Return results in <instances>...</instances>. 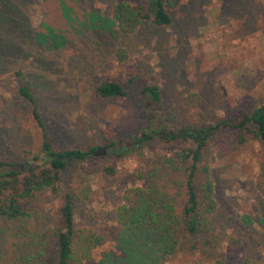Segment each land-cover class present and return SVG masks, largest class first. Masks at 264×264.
<instances>
[{
    "label": "rangeland",
    "instance_id": "374dc122",
    "mask_svg": "<svg viewBox=\"0 0 264 264\" xmlns=\"http://www.w3.org/2000/svg\"><path fill=\"white\" fill-rule=\"evenodd\" d=\"M120 1L144 0H26L21 18L0 28V160L22 169L42 162L34 157L41 153L43 130L18 91L27 81L56 148L101 145L97 157L71 161L64 174L69 179L79 168L88 176L91 196L75 200L76 220L103 237L84 264H264V196L256 185L260 142L253 138L241 145L227 131L214 143L211 173L218 207L211 242L203 248L190 249L187 243L194 240L189 238L176 254L164 257L116 218L125 191L144 183L136 168L156 149L172 152L182 146L164 142L155 129L192 126L188 95L199 94L207 124L241 117L264 103V0H181L170 9L172 25L147 22L113 36V7ZM41 32L59 37L49 35L39 43ZM140 61L154 69L160 105L145 95L146 83L129 82V70ZM106 78L123 83L131 94L98 95L95 87ZM104 130L115 134L116 146L142 138L134 152L110 157L114 174L103 169ZM59 202L58 194L44 190L29 208V223L43 235L56 224ZM244 214L254 218L251 225ZM22 224L0 217V264H29L30 250L18 235ZM56 256L53 238L47 264Z\"/></svg>",
    "mask_w": 264,
    "mask_h": 264
},
{
    "label": "trees",
    "instance_id": "16d2710c",
    "mask_svg": "<svg viewBox=\"0 0 264 264\" xmlns=\"http://www.w3.org/2000/svg\"><path fill=\"white\" fill-rule=\"evenodd\" d=\"M25 1L0 0L1 29L13 25L10 23L15 16L21 18ZM180 3L181 0H144L133 5L120 1L113 7V17L117 22V27L112 30L113 36L132 33L147 22L161 27L170 26L173 23L170 9ZM49 35L55 37L57 34ZM49 35L41 32L36 41L42 43ZM153 72L150 64L140 61L129 70V82L146 83L143 90L145 95L160 105L161 86ZM18 91L32 106L33 116L43 130L42 150L34 157L37 162H42L29 163L28 167L22 169L0 160V168L4 169L0 175V217L23 223L18 235L25 238L24 243L30 250V254L26 255L29 264H47L53 238L57 242L54 264H84L91 258L103 237L76 220L75 200L86 201L91 196L88 176L79 168L69 179L64 174L71 161L82 162L97 157L101 145H94L87 150L56 148L50 140L29 83L24 81ZM95 92L105 98L131 94V90L113 78L101 81L95 87ZM185 103L191 108V127L186 126L173 132L155 129L159 130L155 133L164 142L181 143L182 146L172 152L160 149L153 151L150 160L135 170V175L144 183L128 188L124 193V202L116 211L120 224L144 235L164 257L176 254L189 238L194 240L191 244L187 243L192 250H199L211 242L208 237L214 229V214L218 207L211 173L212 155L214 143L226 135L227 131L241 145L249 138L260 142L256 155L259 166L256 185L264 196V103L241 117H226L212 124L206 123V116L199 108L198 93L188 95ZM103 132L104 148L107 149V154L101 152L105 156L103 169L108 174H114L116 166L110 163V157H122L127 152H134L142 138L138 136L131 144L121 143L116 146L115 134L109 130ZM44 190L52 191L60 198L55 211L56 224L48 235H43L40 228L32 226L28 220L32 217V211H29L31 204L35 203L37 194ZM243 219L248 225L254 221L249 214H244ZM260 221L264 222V217ZM231 244L238 246L239 240L233 239Z\"/></svg>",
    "mask_w": 264,
    "mask_h": 264
}]
</instances>
